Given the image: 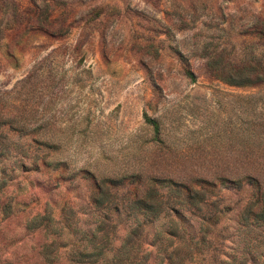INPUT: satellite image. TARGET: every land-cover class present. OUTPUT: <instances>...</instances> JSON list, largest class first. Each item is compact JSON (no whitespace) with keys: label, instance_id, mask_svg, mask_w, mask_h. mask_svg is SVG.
I'll return each instance as SVG.
<instances>
[{"label":"rangeland","instance_id":"rangeland-1","mask_svg":"<svg viewBox=\"0 0 264 264\" xmlns=\"http://www.w3.org/2000/svg\"><path fill=\"white\" fill-rule=\"evenodd\" d=\"M0 264H264V0H0Z\"/></svg>","mask_w":264,"mask_h":264},{"label":"trees","instance_id":"trees-1","mask_svg":"<svg viewBox=\"0 0 264 264\" xmlns=\"http://www.w3.org/2000/svg\"><path fill=\"white\" fill-rule=\"evenodd\" d=\"M193 79H194V74H192L191 72H190V74H189ZM153 126H154V128H155V130L157 131L158 130V124L155 122V121H151V120H148Z\"/></svg>","mask_w":264,"mask_h":264}]
</instances>
